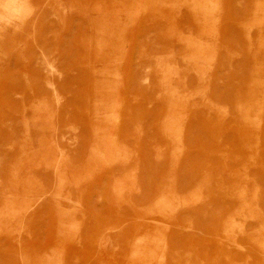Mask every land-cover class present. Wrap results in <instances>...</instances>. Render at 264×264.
Segmentation results:
<instances>
[{
	"label": "rangeland",
	"instance_id": "obj_1",
	"mask_svg": "<svg viewBox=\"0 0 264 264\" xmlns=\"http://www.w3.org/2000/svg\"><path fill=\"white\" fill-rule=\"evenodd\" d=\"M263 52L264 0H0V264H264L263 86L252 81L245 165L218 149L225 124L210 116L212 97L234 88L233 62L244 67L250 53L257 77ZM164 62L182 91L199 79L207 112L196 122L201 203L175 223L143 204L162 177L141 175L132 190L118 170L98 176L100 151L142 166L153 159V147L129 135L131 117L103 130L94 111L114 91L123 106L138 91L154 98L147 88ZM179 183L181 195L192 190ZM239 193L248 216L225 212ZM224 222L230 239L219 233Z\"/></svg>",
	"mask_w": 264,
	"mask_h": 264
},
{
	"label": "crops",
	"instance_id": "obj_2",
	"mask_svg": "<svg viewBox=\"0 0 264 264\" xmlns=\"http://www.w3.org/2000/svg\"><path fill=\"white\" fill-rule=\"evenodd\" d=\"M227 27V31H229V28L233 26L228 23ZM242 32V30L239 31V35H242ZM238 59L242 62L240 58ZM200 60L201 58H199L197 62H200ZM246 62L244 67L241 68L235 66V62H233V71H237V76L236 73L233 72L234 80H232L230 84L234 87L233 90L229 89L227 94L216 97L215 100V97H212L210 103V116L215 119L217 123L220 122L225 124V127L217 130L222 136V139H225V142H223L218 149H220L223 154L225 151L226 157L228 158L231 151L232 157L236 156L243 160V165H245V162L250 158V135L252 131L249 125V119L251 117L250 110L252 105V81L254 82L257 80L258 83L263 86L259 93L262 94V96L264 95V62L258 65L260 72L257 77L252 74L250 53ZM211 63L214 69L219 68L221 64L218 59L213 62L211 61ZM202 67L203 65L198 63L192 65L194 70L196 68L202 69ZM176 68L180 69L178 65ZM227 69L228 71L231 70L230 67ZM170 70V62H164L162 66L158 68V73L156 72L158 77H152L147 91L148 93L152 91L155 95L154 98L148 97L149 94L140 95L138 91L137 94L133 93L131 97L127 98V103L130 102V105L123 106L121 92L118 93L114 91L113 94L108 95V93H106L103 100L100 99V102H98V109L95 110L94 113L98 112L103 115L97 122V125L103 130H110L111 127H115L119 123H122L120 122L121 119L131 117L130 124L133 129L129 135L133 137L137 148L145 141L153 147H151L153 150V159L150 160V163L143 164V166L142 162L140 163L138 160L133 164H129L121 158L118 159L115 153L106 151L98 152V176L100 174H106V171H109L110 168L118 170L119 174L122 176L116 181L122 183L123 181H127L129 177L132 190H140L139 177L141 175L142 177H156V175L162 177L163 185L157 184L151 192V198H149L148 201L145 199L143 204L151 206L152 209L154 208L155 210L153 211L159 212L160 210V212L173 223L177 221L176 217L178 213L183 212L188 207H196L197 203H201L203 191L202 171H196V169L202 166L204 123H202L201 126H196V122H203V113L205 110H203L202 107L204 97L198 95V93L203 92V89L198 86L200 83L199 79H189V84L186 83L187 90L182 91L180 89V83H173L170 77ZM195 71L197 72V70ZM235 79H237V81H235ZM178 80L183 82V79ZM235 82H237V84H235ZM106 85L107 84H105V86ZM231 95L233 98L235 97V101L232 103V109L229 107L231 104ZM259 101V107L262 109L264 98L261 97ZM156 104L161 106L158 111L154 109ZM226 104L227 108H225ZM133 107L135 113L132 112ZM205 113L207 112L205 111ZM209 131H211V128ZM155 132H157V134H154ZM212 132L216 133V130ZM224 134L227 136L225 137ZM156 135L160 137L158 138ZM187 136L194 142V146L197 147L196 149L192 150L191 147L187 145ZM104 141L106 143L114 142L109 136L104 138ZM195 154H199V156L196 157ZM199 164L201 165L199 166ZM193 166L198 167L193 168ZM195 177L200 178L194 183L192 178ZM235 178L238 179L236 180ZM235 178L234 181H240V177ZM244 178L245 177H243L242 181ZM181 179L184 180L185 183L182 185L185 186L186 189L192 188L188 194H180L181 192L178 185L181 184L179 183ZM135 182H137V185L134 184ZM164 185H168L169 187H165ZM213 186L212 189L215 190L212 191L217 192V185L214 184ZM234 186L235 189H239L238 186L240 185L235 183L232 187ZM235 191L240 190H234V192ZM230 200V208L225 212L237 213L238 215L241 213L247 216L250 214V199L244 200L239 193L237 196L233 195ZM131 205L133 207L135 206L132 201ZM230 218L234 219V216ZM229 224L230 223L224 222L221 224L222 226H218V224L215 225L216 229L217 226L219 227L220 235H226L227 239H230L234 235V233L230 231Z\"/></svg>",
	"mask_w": 264,
	"mask_h": 264
},
{
	"label": "bare ground",
	"instance_id": "obj_3",
	"mask_svg": "<svg viewBox=\"0 0 264 264\" xmlns=\"http://www.w3.org/2000/svg\"><path fill=\"white\" fill-rule=\"evenodd\" d=\"M70 228V227H69Z\"/></svg>",
	"mask_w": 264,
	"mask_h": 264
}]
</instances>
